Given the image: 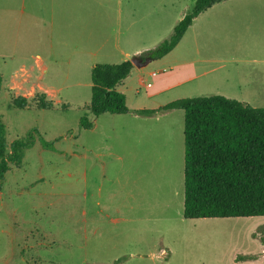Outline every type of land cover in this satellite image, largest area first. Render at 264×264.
<instances>
[{"label":"rangeland","instance_id":"rangeland-1","mask_svg":"<svg viewBox=\"0 0 264 264\" xmlns=\"http://www.w3.org/2000/svg\"><path fill=\"white\" fill-rule=\"evenodd\" d=\"M194 2L0 0V122L8 146L36 131L0 181V264H264V217L183 218V111L136 114L215 95L264 108V0L212 7L134 66L117 86L126 114L87 109L92 67L141 61Z\"/></svg>","mask_w":264,"mask_h":264},{"label":"trees","instance_id":"trees-1","mask_svg":"<svg viewBox=\"0 0 264 264\" xmlns=\"http://www.w3.org/2000/svg\"><path fill=\"white\" fill-rule=\"evenodd\" d=\"M226 1L229 0H195L190 12L176 23L170 36L141 55V61L159 60L168 55L194 19ZM133 67L129 61L92 67L91 97L87 109L94 117L128 112L126 98L116 88L130 75ZM1 82L0 75V85ZM35 99L40 109L53 107L45 94L38 93ZM27 103L25 97L12 101V105L20 109L26 108ZM174 110L184 113L183 218L264 217V108H252L240 101L215 95L179 99L159 109L139 110L136 114L153 117L159 111ZM79 126L89 130L93 124L84 115ZM35 133V130L28 132L8 146L5 126L0 122L1 182L9 171L10 163L21 164L25 151L35 142ZM39 141L44 148L52 145L42 138Z\"/></svg>","mask_w":264,"mask_h":264},{"label":"crops","instance_id":"crops-1","mask_svg":"<svg viewBox=\"0 0 264 264\" xmlns=\"http://www.w3.org/2000/svg\"><path fill=\"white\" fill-rule=\"evenodd\" d=\"M218 5V4H217ZM216 6V5H215ZM214 7V6H213ZM193 24V23H192ZM192 26V25H191ZM190 26V27H191ZM189 27V28H190ZM188 28V29H189ZM184 37V36H183ZM182 40V39H181ZM177 47V46H176ZM47 48H48V46H47ZM46 50H48V49H46ZM50 50H53V44L51 45V48H50ZM33 59L36 61V63H37V65L40 67V69H41V71L42 72H46V68L45 67H43V58L41 57V55L40 54H38V53H36L34 56H33ZM22 67H23V69L22 70H24V65H22ZM31 69L33 68L32 66L30 67ZM25 70H27L26 68H25ZM25 72H27V71H25ZM162 73L164 72V70L163 71H161ZM161 72H151L150 74H149V76L150 77H156L159 73H161ZM152 73H155V76H152ZM147 86H149V84L147 85ZM116 90H117V88H116ZM118 91V90H117ZM223 96H226V95H223ZM227 97V96H226ZM194 98H196V97H194ZM234 99V100H237V101H240V102H244L243 100H241V99H236V98H232V97H229V99ZM249 106V105H248ZM253 108V107H252Z\"/></svg>","mask_w":264,"mask_h":264},{"label":"water","instance_id":"water-1","mask_svg":"<svg viewBox=\"0 0 264 264\" xmlns=\"http://www.w3.org/2000/svg\"><path fill=\"white\" fill-rule=\"evenodd\" d=\"M149 62H150V60L145 59L144 61L133 60L131 63H132L133 66L142 67V66L148 64Z\"/></svg>","mask_w":264,"mask_h":264},{"label":"built area","instance_id":"built-area-1","mask_svg":"<svg viewBox=\"0 0 264 264\" xmlns=\"http://www.w3.org/2000/svg\"><path fill=\"white\" fill-rule=\"evenodd\" d=\"M152 76H155V73H152Z\"/></svg>","mask_w":264,"mask_h":264}]
</instances>
